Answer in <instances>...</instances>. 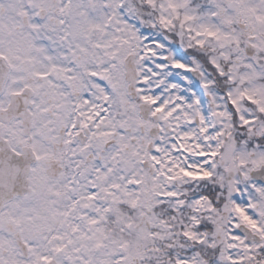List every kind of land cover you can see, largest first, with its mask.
<instances>
[{
	"label": "snow or ice",
	"instance_id": "obj_1",
	"mask_svg": "<svg viewBox=\"0 0 264 264\" xmlns=\"http://www.w3.org/2000/svg\"><path fill=\"white\" fill-rule=\"evenodd\" d=\"M0 264H264V0H0Z\"/></svg>",
	"mask_w": 264,
	"mask_h": 264
}]
</instances>
